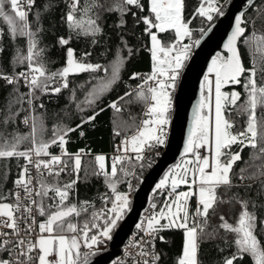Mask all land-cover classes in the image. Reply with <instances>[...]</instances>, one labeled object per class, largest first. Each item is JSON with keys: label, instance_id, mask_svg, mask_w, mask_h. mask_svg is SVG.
<instances>
[{"label": "snow or ice", "instance_id": "6c2138e0", "mask_svg": "<svg viewBox=\"0 0 264 264\" xmlns=\"http://www.w3.org/2000/svg\"><path fill=\"white\" fill-rule=\"evenodd\" d=\"M253 2L254 0H247V6H251ZM34 5L35 0H0V21L6 25L10 37L27 38L26 54L18 49L15 56L16 63L23 66L24 70L10 75L0 71V80H4L13 88V95L6 106L7 115L0 123L5 127L14 123L23 110V104H27L29 114L25 115L21 123L31 129L30 133L25 135L0 130V159L15 158L17 161H24L22 165H18L20 170L13 181V188L8 192L0 191V264H89V257L94 256L100 246L112 239V232L129 207L128 195L116 190L120 174H128L127 161H142L145 146L151 148L165 143L163 126L168 123L167 114L171 106L169 90L175 88L180 70L184 67L192 48L191 44L183 43L185 38L192 39V30L189 27L191 21H185L183 16L184 0H149V16L138 18L137 22H143L144 31L150 38L152 71L144 76L133 73L129 79H139L141 83L118 99L128 104L143 102L146 106L145 116L148 118L136 125L135 132L118 146L117 150L125 155L112 158L110 173L105 171V157L95 156L98 170H94L93 174L103 175L106 184L114 193V199L111 200L107 196L101 197L105 201V207L96 210L89 201L68 203L79 179L82 150L75 154L68 153L66 144L71 132L94 121L98 113L93 112L86 119L82 118L75 127L55 124L49 139H44L42 118L31 113L36 110L35 101L40 99L37 93L58 94L62 89H68L69 75L101 71L109 73L105 77L92 78L95 83L91 84L84 101L81 102L92 107L118 82L121 69L131 56L132 50L127 49L128 57L117 51L110 64L104 66L83 62L84 57L91 55L87 52L78 60L74 49L68 47L65 66L56 72H49L42 59L44 50L37 49L36 35L41 29L37 27L35 31L31 30L28 20ZM132 8L143 11L144 5L141 0H111L107 6L100 3V0H86L81 6V0H68L69 10L64 19L70 31L75 32L77 36L95 37L101 31L97 23L101 12H115L121 17L129 13L136 16V13L131 11ZM223 14L219 0H201L193 16L210 22L214 15ZM123 23L122 20L118 26H123ZM246 23L244 13L236 15L235 25L224 44L227 56L222 57L218 53L208 66L201 84L202 96L196 106L193 126L189 129L183 150L185 155L191 154L192 158L184 160L183 165H177V168L181 169L180 172L170 170L156 184L155 189L162 190L170 181L171 191L159 212L146 216L142 222L136 224V228L144 235L126 246L134 250L126 254L131 264H158L159 254L154 250L155 240L160 231L172 228L182 229L184 237L182 253L177 264H198L199 241L205 236L212 238L220 230L233 234L232 243L236 248L231 256L223 259L222 264H234L245 255L250 256L254 264H264V245L255 234L257 217L249 210L247 200L233 195L231 200L241 206L236 224L229 223L221 215L219 225L214 227L212 232H207L210 210L214 212L217 203L225 202L218 198L217 189L221 186L228 189L233 187L232 170L234 165L241 161L243 148L250 147L254 150L250 153L249 159L253 164L249 167L254 166L255 170L249 173L248 167L242 168L237 178L241 184L244 180H252L260 181L264 185V147L261 146L264 144V133H261L262 125L256 117L257 107H264V85L258 86L255 78L258 70L264 74V66L257 69L253 65L246 69L238 50V41L243 37L244 42L254 46L255 54L264 61V35L257 36L253 33L245 37ZM153 29L155 31H152ZM169 30L174 32V40L164 44L157 33ZM95 42L93 40V43ZM199 43L198 39L194 41V44ZM57 44L66 46L69 39L59 37ZM2 51L0 48V52ZM245 73H248L243 84L246 99L237 107V102L241 99L240 93L235 90L224 92L222 88L240 84ZM212 76L214 81L210 78ZM21 82L28 89L27 92L19 91ZM57 83L59 86H55ZM80 87L84 88L85 85ZM213 95L214 118L211 116ZM72 99H75L74 91ZM16 105L21 107L13 111ZM109 106L117 112L122 111L118 101H113ZM229 106L236 107L238 112L248 115L243 131H232L234 124L225 116ZM39 107L43 108L44 105L41 103ZM77 107L81 111L84 110L79 104ZM115 134L120 135V132ZM25 144L29 146L22 149L21 146ZM54 145L61 149L60 155L49 152L50 147ZM234 145H240V151L233 152ZM201 149H205L208 154L201 155ZM129 152L134 153V157L128 156ZM65 156L68 157L67 160L63 159ZM256 161L260 163L256 164ZM70 167L77 178L61 182L59 177L62 173L70 174ZM180 185H186L189 190L178 192ZM246 187L251 188L252 185ZM193 197L196 199V207L190 212L189 201ZM108 203H111L110 208L106 206ZM152 207L155 208L156 205L153 204ZM81 216H84L82 222L73 219ZM260 225L264 227V220L260 221ZM159 239L164 242L163 236H159ZM82 248L87 251L82 252ZM52 256H55V259H50ZM120 264L124 262L121 261Z\"/></svg>", "mask_w": 264, "mask_h": 264}, {"label": "trees", "instance_id": "16d2710c", "mask_svg": "<svg viewBox=\"0 0 264 264\" xmlns=\"http://www.w3.org/2000/svg\"><path fill=\"white\" fill-rule=\"evenodd\" d=\"M220 2V0H219ZM225 0V6L227 5ZM86 3V0H81V6ZM105 6L111 3V0H100ZM144 5V10L140 11L137 8H132V12L136 13L133 16L131 13L121 17L118 13L101 12L100 19L97 21L101 31L95 37H85L83 35L77 36L75 32H71L68 28L64 17L68 12V0H35V5L29 12L28 20L31 25V30L35 31L37 27L41 29L36 35L37 49H43V61L49 72H56L65 66L66 51L68 47L74 49L75 57L79 60L83 57L84 53H91L90 56L84 57L83 62L92 64H101L108 66L114 59V54L120 51L124 57H128L127 49L132 50L131 56L126 60L123 65L118 82L108 91H106L96 103L89 107L87 104L81 103L85 99L86 92L95 81L93 77H105L109 73L103 71L98 73H80L79 75H69L68 82L69 88L62 89L58 94H40V99L35 101L37 105L35 112L31 115L40 116L43 120L45 129L44 139L51 137V130L55 124H63L75 127L81 122V119H86L92 115L93 112L98 113L94 121L86 123L82 128L75 132H71L67 137L66 150L68 153L81 152V169L79 171V179L74 186V190L70 194L68 203H79L80 201H89L94 205L96 210L105 207V201L101 199L103 196L114 199V193L108 187L103 175H94L93 171L98 170L95 163V155L104 154L106 157L105 171H111L112 158L118 153V141L121 138L133 134L135 126L139 125L141 120L146 119L144 115L145 105L143 102L128 104L125 101H119V97L123 96L126 91H130L140 84L141 81L130 80L129 77L133 73L143 72L145 75L150 74L152 71V59L150 52V38L145 33V25L142 21L137 22L139 17L149 16V0H141ZM201 3V0H184L183 16L185 21H191L189 24L192 30V37H198L213 20L217 18L215 15L212 21H207L199 16H193L195 10ZM222 9V10H223ZM79 18V12L77 13ZM244 19L247 21L245 24L246 31L245 37L251 36L255 33L257 36L264 35V0H254L251 6L244 12ZM123 20V26H118ZM0 71L12 74L19 72L23 69L15 61L16 52L19 49L26 54L27 38L16 37L12 38L8 34L6 25L0 21ZM155 30V29H153ZM160 40L164 44H168L174 40V32L169 30L164 33H157ZM59 37L69 39V44L61 47L57 44ZM187 38L184 39L183 43ZM93 40L96 42L93 43ZM239 51L242 58L244 67L251 68L253 65L260 69L264 66V61L255 54L254 46H250L244 42L241 37L238 41ZM226 56L224 51L218 52ZM217 53V54H218ZM217 56V55H216ZM181 71V70H180ZM245 73L241 77V83L222 88V91L232 92L237 91L241 95V99L237 102V107L243 104L246 99L245 89L243 87ZM256 83L258 86L264 85V74L261 71L256 73ZM91 81V83H86ZM80 85H85L81 88ZM55 86H59L58 83ZM19 91L21 93L27 92L28 89L24 86L23 82L20 83ZM75 92V99H72V93ZM206 94V92L204 93ZM13 95L12 86L6 84L4 80H0V121L7 115L6 106L8 101ZM113 101H118L122 111L117 112L109 105ZM44 107L40 108L39 104ZM80 105L84 110L81 111L77 105ZM21 105H16L20 108ZM27 104H23V110L20 111L19 116L14 123H9L6 127L0 123V130L6 132H17L21 135L30 133L31 129L28 125L21 123L25 115L29 112ZM101 109H103L101 111ZM230 113V114H229ZM171 110L167 116L170 118ZM227 119L233 122L234 127L232 131L238 133L243 131L246 127L248 115L243 112H238L236 107L229 106L228 111L225 112ZM256 117L260 121L262 127L261 133H264V107H257ZM119 131L120 135L115 133ZM84 134L81 135L80 133ZM29 145H22L21 148L28 147ZM264 147V144H261ZM147 153L142 161H135L131 159L127 161L126 171L127 175L120 174V180L116 183L117 192L124 193L127 190L129 180L132 178L135 181H140L142 175L151 166L159 155H155L154 151L158 150L161 153L163 145H156L154 147H147ZM58 146H51V152H57ZM233 152L240 151V145H234ZM254 150L250 147L243 148L241 153L242 159L234 165L232 170V183L233 187L228 189L221 186L217 189L218 198H222L224 203H217L215 211L210 210L208 216L209 226L207 232H212V229L219 225L221 222L219 217L223 215L225 219L235 225L238 215L241 211L239 203L231 200L233 195L239 196L243 200L249 202V210L253 211L257 217V229L255 234L258 240L264 245V227L260 225V221L264 220V185L260 181L244 180L243 184L237 178L242 168H249V173L255 170V167H249L253 162L249 159L250 153ZM134 153L129 152L128 156L134 157ZM191 155V154H187ZM182 158V157H181ZM179 158L177 161H179ZM68 159L67 156L64 157ZM175 161V162H177ZM174 162V163H175ZM247 162V164L245 163ZM24 163L23 159L17 161L15 158L0 159V191L8 192L13 188V181L17 178L19 172L18 165ZM172 163V165L174 164ZM259 164L260 161H256ZM70 174L62 173L59 177L61 182H68L76 179L73 169L68 171ZM245 173V175L249 174ZM251 184L252 187L248 188L246 185ZM150 200L156 202V209L164 204V195L156 196L155 186L153 187ZM255 205V207H253ZM111 207V203L106 205ZM196 207L195 197L189 201V210L194 211ZM80 222L83 221L84 216L73 218ZM103 221H100L102 223ZM161 223H167L162 222ZM159 236L164 237V242H161ZM183 230L172 228L160 231L157 239L155 240V250L159 254L158 264H175L178 257L182 253L183 247ZM234 237L231 233H225L220 230L212 238L205 236L199 241L198 244V264H222L225 257L231 256L236 251L235 245L232 243ZM227 241V243H226ZM97 254V253H96ZM234 264H254L252 258L245 255L242 260H237Z\"/></svg>", "mask_w": 264, "mask_h": 264}, {"label": "water", "instance_id": "95a60500", "mask_svg": "<svg viewBox=\"0 0 264 264\" xmlns=\"http://www.w3.org/2000/svg\"><path fill=\"white\" fill-rule=\"evenodd\" d=\"M247 8V0H230L223 10L224 14L218 15L197 37L200 43L194 44L180 71L173 96L174 109L169 118L168 132L162 151L137 184L123 219L118 222L116 229L112 232V239L109 240L107 249L89 257V264H107L120 252L121 245L135 228L138 219L149 204L150 194L157 180L172 163L186 156L183 150L189 129L193 126L196 106L202 96L203 77L218 52L224 51L227 56L224 44L235 25V17L244 13ZM227 86L231 85L224 87Z\"/></svg>", "mask_w": 264, "mask_h": 264}, {"label": "built area", "instance_id": "2783aa9c", "mask_svg": "<svg viewBox=\"0 0 264 264\" xmlns=\"http://www.w3.org/2000/svg\"><path fill=\"white\" fill-rule=\"evenodd\" d=\"M196 39H197V37H192L191 40L187 38L186 41L184 42V43H187V44H191V45H192L191 51H192V49H193V47H194V41H195ZM23 70H24V68L21 69L20 71H23ZM138 73L141 74L142 76L145 75L143 72H138ZM179 77H180V75H179ZM179 77H178V79H179ZM178 79H177V81H176V86H177ZM176 86H175L174 89H170V90H169L170 93H171V106H170V109H169V110H171V112H172V110L174 109L173 96H174V92H175V90H176ZM145 112H146V107H145V109H144V115H145ZM143 119H144V118H143ZM143 119H142V120H143ZM142 120H141V122H142ZM141 122H140V123H141ZM166 131L168 132V130H166ZM167 132H166V133H167ZM123 140H124V138H121V139L118 141L117 147L121 145V142H122ZM199 151H200L201 155H206V154H207V152L205 151V149H201V150H199ZM49 152H50L51 154H53V155H60V154H61V149L58 147L57 152H51L50 149H49ZM118 153H120V154H122V155H125L122 151H118ZM147 153H149V150H148V148H146V146H145V149H144V152H143V156H145ZM154 154H155V155H160V153H159L158 150H155V151H154ZM127 155H128V154H127ZM45 159H48V157H45ZM63 159H64V157H63ZM64 160H65V159H64ZM152 163H153V162H152ZM152 163H151V164H152ZM71 170H72V168L70 167V168L68 169V171H71ZM33 172H34V170H33ZM138 183H139V181H137V180L135 181V180L132 179V178L129 180V183H128V185H127V190L124 192V193H126V194L128 195V198H129V199L132 198V196H133V192H134V190H135V188H136V186H137ZM167 191H169V192L171 191V190L169 189V186H168V185L166 186L165 189H162V190H156V196H162V195H165ZM153 204L156 205V202H155L154 200H150V201H149V204L147 205V207L145 208L144 212L142 213V215H141L140 218L138 219L137 223L142 222V221L145 219L146 216L151 215L152 213L155 212V208L152 207ZM142 235H144V234H143L142 232H140V231L136 228V226H135V228L129 233V235H128L126 241L121 245L120 252H119L117 255H115L112 259H110V260L108 261L107 264H120L121 261H123L124 264H131V260L128 258V256H127L126 254H127L128 252H130V251H134V250H132V249H128V248H126V246L129 245V244H130L131 242H133L134 240H138V239L140 238V236H142ZM108 245H109V240L106 241L104 245L100 246V250H99L97 253H99V252H101V251L107 249ZM154 250H155V248H154ZM81 251H82V252H85V251H87V249L82 248ZM155 252H156V250H155ZM90 257H91V256H90Z\"/></svg>", "mask_w": 264, "mask_h": 264}, {"label": "rangeland", "instance_id": "374dc122", "mask_svg": "<svg viewBox=\"0 0 264 264\" xmlns=\"http://www.w3.org/2000/svg\"><path fill=\"white\" fill-rule=\"evenodd\" d=\"M228 2L230 1V0H227ZM228 2H227V4H228ZM219 5L221 6V9H223V7L225 6V0H220V2H219ZM199 6H200V4H199ZM198 6V7H199ZM227 6V5H226ZM226 8V7H225ZM224 8V9H225ZM223 9V10H224ZM222 10V11H223ZM215 16V15H214ZM214 18V17H213ZM152 31H155V30H152ZM158 35V34H157ZM158 38H159V36H158ZM160 39V38H159ZM150 47H151V42H150ZM191 52V51H190ZM220 55L222 56V57H225V56H223L221 53H220ZM187 61V60H186ZM186 61L184 62V65H185V63H186ZM206 72H207V70H206ZM211 79H213V81H214V76H212V77H210ZM225 92V91H224ZM228 92V91H227ZM206 95V94H205ZM207 111V110H206ZM211 116H212V118H214V95H213V100H212V114H211ZM148 118V117H147ZM168 124H169V119H168V123L166 124V125H164L163 127H164V133H165V136H164V139H166V136H167V131L166 130H168ZM132 135V134H131ZM131 135H129V137L131 136ZM127 137V136H126ZM125 137V138H126ZM124 138V139H125ZM164 145V144H163ZM208 154V153H207ZM97 155H102V156H104L105 157V155L104 154H97ZM97 155H95V156H97ZM192 157H191V155H186V156H183L179 161H177V162H175L173 165H170L167 169H166V171L162 174V176L157 180V182L155 183V186H156V184L157 183H159V181L161 180V179H163L164 178V176H165V174L166 173H169L170 172V170H173V171H175V172H180L181 171V169L180 168H177V165L178 164H180V165H183V161L184 160H187V159H191ZM98 166V165H97ZM105 168H106V157H105ZM144 175V174H143ZM143 175H142V177H143ZM141 177V178H142ZM141 180V179H140ZM189 180H191V173H189ZM170 184H171V182L169 181V183H168V186H169V189L171 190V187H170ZM189 189H188V187L186 186V185H180L178 188H177V191L179 192V191H188ZM168 193H169V191H167L166 192V194L164 195V198H166L167 197V195H168ZM165 201V200H164ZM130 202H131V199H129V205H130ZM165 203V202H164ZM164 205V204H163ZM163 205L161 206V207H163ZM160 207V208H161ZM160 208H157L156 209V211L155 212H159V210H160ZM50 259H55V256H52V257H50Z\"/></svg>", "mask_w": 264, "mask_h": 264}, {"label": "crops", "instance_id": "0c3cea01", "mask_svg": "<svg viewBox=\"0 0 264 264\" xmlns=\"http://www.w3.org/2000/svg\"><path fill=\"white\" fill-rule=\"evenodd\" d=\"M162 206V204L158 207V208H160ZM162 222H167V221H162ZM178 261V260H177ZM175 264H177V262L175 263Z\"/></svg>", "mask_w": 264, "mask_h": 264}]
</instances>
